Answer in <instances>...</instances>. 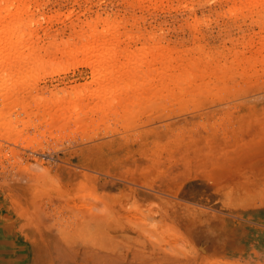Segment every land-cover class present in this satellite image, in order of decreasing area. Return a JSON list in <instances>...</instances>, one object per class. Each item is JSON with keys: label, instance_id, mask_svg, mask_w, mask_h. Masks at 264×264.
<instances>
[{"label": "rangeland", "instance_id": "374dc122", "mask_svg": "<svg viewBox=\"0 0 264 264\" xmlns=\"http://www.w3.org/2000/svg\"><path fill=\"white\" fill-rule=\"evenodd\" d=\"M245 109H262L255 127L264 138V0H0L7 216H18L15 193L33 186L40 210L60 225L81 210L104 215L98 196L77 188L90 185L81 171L119 168L129 178L142 169L135 157L157 166L178 148L190 158L194 144L214 153L225 142L228 154L252 127L239 118ZM110 177L108 190L137 186ZM121 196L125 203L126 190ZM197 204L183 203L182 213L206 222L210 203L202 195ZM147 207L134 216H158L153 201ZM172 243L161 249L181 248Z\"/></svg>", "mask_w": 264, "mask_h": 264}, {"label": "crops", "instance_id": "0c3cea01", "mask_svg": "<svg viewBox=\"0 0 264 264\" xmlns=\"http://www.w3.org/2000/svg\"><path fill=\"white\" fill-rule=\"evenodd\" d=\"M245 110L239 118L254 127L240 130L238 139L228 144V154L225 142L214 153L194 144L186 152L190 158L178 148L177 154L171 150L161 155L157 166H152L156 160L149 156L135 157L143 163L142 169L137 171L139 164L135 165L130 179L123 178L119 168L95 176L81 171L90 178V185L77 188L97 195L96 211L105 209L104 215L97 212L93 217L81 210L73 223L63 219L60 225L40 210L33 186L15 193L19 213L12 218L3 213L7 204L0 195V264H264V138L262 128L255 127L261 126L263 112ZM106 158L104 154L101 159H110ZM150 171L159 174L157 185L150 182ZM112 176L125 182L135 180L137 186L117 185L108 190L105 178ZM125 190L124 203L120 199ZM202 195L210 203L206 222L181 210L183 203L199 205ZM151 201L158 216H134L138 208L149 212ZM222 210L229 214L217 216ZM70 225L75 228L67 229ZM177 238L181 248L161 249L160 243L174 246ZM202 239L204 250L200 249Z\"/></svg>", "mask_w": 264, "mask_h": 264}, {"label": "bare ground", "instance_id": "6f19581e", "mask_svg": "<svg viewBox=\"0 0 264 264\" xmlns=\"http://www.w3.org/2000/svg\"><path fill=\"white\" fill-rule=\"evenodd\" d=\"M49 105V104H48ZM59 122H60V120H59Z\"/></svg>", "mask_w": 264, "mask_h": 264}]
</instances>
